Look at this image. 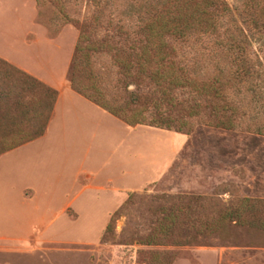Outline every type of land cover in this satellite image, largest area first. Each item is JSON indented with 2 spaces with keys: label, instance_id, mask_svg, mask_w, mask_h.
Returning <instances> with one entry per match:
<instances>
[{
  "label": "rangeland",
  "instance_id": "rangeland-1",
  "mask_svg": "<svg viewBox=\"0 0 264 264\" xmlns=\"http://www.w3.org/2000/svg\"><path fill=\"white\" fill-rule=\"evenodd\" d=\"M242 1L225 0L230 12L222 18L219 36L167 39L187 77L207 82L221 72L232 100L243 101L239 107L245 117L225 130L216 126L210 101L189 88L162 96L152 83L125 77L115 63L112 53L125 58L159 0H0L1 59L38 76L51 71L56 84L66 74L82 31L100 46L91 53L89 66L83 60L79 64L81 72L91 69L103 101L119 109L134 96L147 97V122L156 114L152 102L172 121L170 130L148 125L130 130L115 118L102 129L95 161L93 152L86 156L82 150L73 159L64 150L0 156V264H201L208 262L203 253L211 247L264 248V228L259 226L264 224V39L244 30L238 15ZM240 33L251 67L246 76L218 44ZM51 98L50 92L0 64V137L14 126L39 130ZM80 165L95 172L94 186L111 176L116 186L137 190L109 233L106 226L123 193L83 190L82 174L72 183ZM126 170L132 172L130 179L119 175ZM29 187L36 189L31 201L24 196ZM243 203L248 209L241 213L243 224L234 219L205 230V221ZM179 207L184 209L179 229L168 237L186 239L188 245L140 244L163 216Z\"/></svg>",
  "mask_w": 264,
  "mask_h": 264
},
{
  "label": "trees",
  "instance_id": "trees-1",
  "mask_svg": "<svg viewBox=\"0 0 264 264\" xmlns=\"http://www.w3.org/2000/svg\"><path fill=\"white\" fill-rule=\"evenodd\" d=\"M229 12L230 8L225 0H159L147 12L141 31L142 37L133 41L135 45H130V52L126 54L125 58L122 55L112 53L115 63L122 70L125 77H129L135 82H144L146 80L152 83L162 96L167 97L169 92L189 88L198 97L210 101V113L216 126L231 130L237 126L242 117H245V112L239 107L243 101L234 102L232 100L234 94L228 91L221 72H218L207 82L187 77L185 68L174 59V51L169 48L167 43L169 38L184 42L191 37L219 36L222 29V18ZM238 15L247 34L253 38L264 39V0H243ZM244 36L241 33L239 36L231 34L223 42H218V44L226 49L225 54L236 66V71L241 75L243 72L244 76H246L249 74L251 67L247 65L249 55L246 51L247 42ZM80 43L83 45L80 46ZM105 48L107 53L113 51V48L108 44L105 45ZM99 49L100 46L90 41L87 34L80 32L68 72V81L71 88L128 126L148 125L170 130L172 121L168 117L164 119L160 105L156 102H152V108L156 112V114L154 113L155 117L152 116L148 122L146 121L144 114L148 111L147 107L151 102L148 101L147 97L134 96L123 108L119 109L112 108L103 101V95L96 85L91 69L88 68L81 72L79 64V61L83 60L89 66L91 53H95ZM0 64L16 71L21 78L31 80V82L39 86L37 82L2 60H0ZM43 89L49 92V90ZM52 95V98H54L55 93H52ZM172 101L173 98H170L167 103L171 104ZM50 111L51 107L49 108ZM195 113L197 111H190L192 115ZM39 118L40 115L38 113L33 115V119L37 120ZM47 120L48 115L44 117L40 129L35 132L22 130L16 126L9 131H5L3 136L0 137V155L40 136L44 131ZM248 126L250 128V125ZM126 203L124 202L111 215L105 233H109L112 230L114 221L120 215ZM247 210L244 203L240 204L236 209H227L216 220L205 221L204 228L205 230H211L227 222L235 221L234 219L243 224L241 213ZM183 212L184 209L179 207L174 210L173 214L170 213L163 216L154 232L149 234L143 241L141 240L140 244L147 246L188 245L189 242L186 239L168 237L169 233H177L180 226L178 217ZM259 226L264 228L263 223H259Z\"/></svg>",
  "mask_w": 264,
  "mask_h": 264
},
{
  "label": "crops",
  "instance_id": "crops-1",
  "mask_svg": "<svg viewBox=\"0 0 264 264\" xmlns=\"http://www.w3.org/2000/svg\"><path fill=\"white\" fill-rule=\"evenodd\" d=\"M57 35H49L48 37L54 38ZM74 50L75 47L73 49V53L71 54L66 74H64L62 81L57 82L56 84L53 83L54 78L51 71H49V74L48 72L44 73L45 76H38L34 72L28 70L27 67L25 68L24 66H22L21 64H18L11 60L7 61L0 58V60L5 62L9 66L24 73L30 79L37 82L39 86L49 90L51 94L55 93V97L52 98L51 101V111L48 114V120L46 122L43 133L37 138L28 141L10 151H7L1 154L0 156L13 154L15 152H27L30 150H36L39 154H47L48 152L51 153L54 151L64 150L66 153V157H68L69 159H73L74 153L76 151L82 150L83 152H85L86 156L91 152L94 153L91 156L92 161H95L97 159L96 153L100 149V138L102 134V129L103 127H105L106 123L111 125V123L114 122L113 120H115L116 117H114L104 109L100 108L99 106L95 105L93 102L87 100L71 88L70 83L68 81V72L74 55ZM116 119L119 120L118 118ZM125 125L130 130H135L138 126H140L138 125L131 127L127 124ZM171 137L173 140H176L177 138L173 135H171ZM173 159L169 160L166 168H164V171L159 174L157 179H159L168 170L171 163L173 162ZM85 160L86 157L84 158V161ZM83 167V165H80V168H78L75 174L71 176V182H75L82 174L85 181L83 183V190H96L101 192H112L120 194L123 193L122 198L117 204L116 209H119L122 206V204L127 200L130 193L137 191L136 189L132 188H121L119 186H116L115 180H113L111 176H107V178H105L104 185L94 186L92 184V181L95 180V172L91 170L89 171ZM119 175L120 177H122V179H130L132 177V172L126 170L124 172L119 173ZM26 192L27 195L24 196L27 199L25 200L31 201L32 199H34L36 194L35 188L29 187L25 190V193ZM69 206L70 202L65 205V207ZM204 252L205 253H203V256H206V261L208 262H202L201 264H219V262L220 264H264V248L260 247H211Z\"/></svg>",
  "mask_w": 264,
  "mask_h": 264
}]
</instances>
